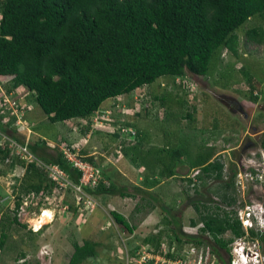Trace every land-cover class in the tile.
I'll return each instance as SVG.
<instances>
[{
    "label": "rangeland",
    "instance_id": "obj_1",
    "mask_svg": "<svg viewBox=\"0 0 264 264\" xmlns=\"http://www.w3.org/2000/svg\"><path fill=\"white\" fill-rule=\"evenodd\" d=\"M260 23L263 20L254 15L239 26L236 29L239 56H233L225 47L218 48L212 55L207 75L187 74L182 78L181 82H186L183 86L178 77H159L151 85L121 97L123 108L116 116L121 121H134L143 133L135 148H131L132 143H127L125 135L121 137L124 141H113L112 134L102 119L108 117L101 116L102 113H98L97 121L93 120L96 114L92 117L91 127L86 134L79 131L77 119L49 121L34 99L30 100L31 93L25 87L7 92L4 86L10 85V79L0 77V95L3 91L16 99L24 98V102L18 100L19 103L22 107H30L29 111L24 108L25 115L20 117L22 124L16 127L25 129L31 136V143L27 146L33 155L41 157L32 144L42 147L39 139L42 136L47 144H53L54 147L51 148H61L64 143H68L80 154L83 151L86 155L96 156V159L101 154V171L118 185L128 186L126 192L129 194L121 196L118 192H107L102 200V194L98 193L95 198L99 205L85 208L83 212H74L71 209H61L62 205L68 206L74 200L73 195L52 188L49 197L56 196L55 200H52L51 205H44L50 209L49 213L54 214V218L49 221L52 217L51 214H45L48 210L43 216L38 214L36 200L39 195L32 198V193L25 188L32 179L37 181L38 176L33 172L27 173L26 167L10 168V163L2 164L4 170L0 173V218L5 223L8 237L4 248L0 250V264H66L73 251V242L81 244L85 239L97 241L98 245L96 255L87 258L83 264H123L124 252L147 245L144 240L150 234H156L159 229L165 228L161 230V241L166 242L169 227L177 224L182 227L189 225L190 218H197L199 214L194 207L195 203L199 205L201 212L217 207L220 213L230 210L237 212L240 207L251 205L258 218V224L254 222L252 229L264 232V45L247 42L245 38V30ZM252 79V87L259 91L257 101H253L246 90L250 85L248 80ZM140 95L143 99L150 100L146 119L133 114L140 110L141 105L134 104L131 108L125 105L130 98H138L141 102ZM152 109L154 117H150ZM5 119L0 118V127L4 122L11 127L12 118ZM81 122L85 123L84 120ZM167 132L168 135H165ZM207 144L213 146L214 152L220 153H216V157L224 165L221 179L210 176L204 180L205 177L202 176L199 180L194 171L190 175L196 176L192 182L187 176L177 177L172 181L167 179L168 174L160 168V164L171 168L170 159L166 164L162 159L170 157L174 146H180L187 153L192 150L198 159L206 150L209 151ZM224 149L227 151L222 153L221 150ZM154 164V172L161 181L155 190L157 194L153 190L140 191L134 188L143 182L146 168L151 172ZM240 169L243 173L242 179L235 176ZM245 169L250 170L253 176ZM232 173L235 175L230 181ZM194 180L196 184H193ZM228 181L231 186L226 187L225 182ZM180 189L183 193L179 198L177 193H180ZM224 193L234 197L232 205L223 203L221 199ZM21 194L24 195L21 210L26 211L21 212L20 222H12L15 202L18 196L23 198ZM152 204L156 207L150 211L149 206ZM112 210L125 216L133 227L131 232L114 222L110 214ZM4 215L6 216L3 217ZM169 221L175 224H169ZM29 229L39 231L30 233ZM205 236V245L208 244L210 249L216 247L212 238ZM230 236V232L223 235L225 238ZM233 241L229 242L230 254ZM258 244L261 254L259 259L264 262V241L259 239ZM189 247L190 245H183L178 251L182 260L193 263L195 254L185 255L190 253ZM214 253L215 257L209 255L208 262H230L223 249L217 247Z\"/></svg>",
    "mask_w": 264,
    "mask_h": 264
},
{
    "label": "trees",
    "instance_id": "obj_2",
    "mask_svg": "<svg viewBox=\"0 0 264 264\" xmlns=\"http://www.w3.org/2000/svg\"><path fill=\"white\" fill-rule=\"evenodd\" d=\"M254 15L261 18L263 23L246 29L245 38L247 42L264 45V0H0V77L10 79V85L4 86L7 92L25 87L31 93L30 100L34 99L49 121L77 119L79 131L86 134L91 127L92 117L96 114L97 119L98 113H102L101 116L108 117L102 119L113 141H120L125 135L127 143H132L131 148H135L143 133L134 121H121L116 116L123 108L121 97L151 85L159 77H178L181 82L187 74L207 75L212 55L218 48L225 47L238 57L236 29ZM248 82L250 85L246 90L252 100L257 101L259 91L252 87L253 79ZM185 84L181 82L182 86ZM160 97L164 98L163 95ZM140 99L141 102L138 98H130L125 105L129 108L134 104L141 105L142 112L136 110L133 114L146 119L150 100L143 99L142 95ZM106 100H109L108 103L103 105ZM7 116L9 112H0V118L5 119ZM151 116L154 117L153 109ZM83 120L85 123L81 122ZM7 124H1L0 129L5 130ZM11 127L16 131V126ZM206 147L209 151L206 150L197 159L196 165H202L197 168V177L190 176L193 171L187 176L191 182L194 177L199 180L202 176L204 180L210 176L217 179L223 177L224 165L218 158L205 164L213 153V146L207 144ZM57 149L55 159L40 158L58 164L77 182L80 173ZM183 151L181 149L179 154ZM81 155L100 167L103 156L96 159V156L86 155L83 151ZM6 157H10L9 163L14 158L26 167L27 173L33 172L38 176L37 181L32 179L25 187L26 191L32 193V198L41 194L49 195L52 188L55 190L54 183L41 167L12 156L10 150L0 145V164L4 163ZM154 167L155 164L153 170ZM166 169L167 174L173 173L170 167ZM234 175H230V181ZM147 179L145 176L143 182ZM158 180L151 183L154 185ZM230 181L225 182L226 187L231 186ZM193 184H196V180ZM127 188L111 181L102 172L99 184L86 190L94 196L112 191L126 196L129 195ZM60 192L73 195L74 200L68 204L67 210L77 212L78 203L73 190L67 188ZM18 197L12 222H20L17 212L24 195L23 198ZM221 200L227 206L235 201L233 196L226 193ZM149 207H154V204ZM194 207L199 212L198 217L190 218L189 221L192 226L202 223L199 234L183 232L181 224L169 227L168 240L165 242L169 248L166 255L174 257L171 251L174 246L176 250L183 245L204 246L207 242L205 235H208L216 245L212 250L216 251L217 247L223 249L230 259L229 242L245 234L236 211L220 213L216 207L201 212L197 203ZM110 214L116 224L128 232L133 230L124 215L116 210ZM1 221L0 218V250L4 248L8 237L5 223ZM168 223L175 224L173 221ZM161 230L144 240L153 251L161 248L163 243ZM29 231L31 233L33 230ZM226 232H230V238L223 237ZM249 233L251 236L258 235L253 230ZM258 237L264 241V232ZM152 242L154 244H148ZM97 245V241L90 239H85L81 244L73 242V251L66 264H83L87 258L96 255ZM20 255L24 256V253L20 252ZM216 256L220 258L219 254ZM220 263L228 264L225 260Z\"/></svg>",
    "mask_w": 264,
    "mask_h": 264
},
{
    "label": "built area",
    "instance_id": "obj_3",
    "mask_svg": "<svg viewBox=\"0 0 264 264\" xmlns=\"http://www.w3.org/2000/svg\"><path fill=\"white\" fill-rule=\"evenodd\" d=\"M27 107L28 105L22 107L18 99H16L13 95L2 91L0 95V112H9V116L12 118L11 125L16 126L22 124L20 117L24 115V108ZM93 120L97 121L96 117ZM27 144H29L27 139L24 140V142H18L9 136L6 131L0 129V145L10 150V154L12 156H18L25 160L26 163L33 162L37 166L41 167L43 171L47 173V176L50 178V180L54 183L56 191L60 192L61 190L71 188L76 194L75 196L78 203V211L83 212L85 208L99 205L95 196L88 193L86 188H95L102 180V172L100 167L95 166L91 162L85 160L77 150H73L68 144L64 143V145L60 148L64 158L73 168L77 170V172L80 173L79 180L74 182L58 164L48 163L42 160L40 157L33 155L32 152L29 151ZM9 161L10 157H6L3 165L8 164ZM245 170L250 174V176H253V173L250 172V170ZM193 171L198 173L197 169ZM242 174V170L240 169L235 176L238 179H242ZM239 185H242V183ZM55 197L56 196H53L51 198L49 195H46L45 197L39 195L37 197L36 204L38 205L37 210L40 216H43L46 210H50L49 208L44 207V205H51V202L52 200H55ZM250 206L251 205L246 204L244 207H240L236 212L237 218L241 222L245 234L241 237L234 238V244L230 254V257L232 256V258L229 259L230 262H228V264H264V262H260L259 259L261 254L259 253L260 249L258 244V235L263 231L255 230L254 228L252 229L254 222L258 224V218L255 211ZM21 207L22 206L19 207L17 212L19 220L21 217V212L26 211L24 209L21 210ZM67 208L68 206L66 205L61 206L63 211L65 209L67 210ZM50 217L49 221L54 218V214L51 213ZM200 227H202L201 222L194 226L190 224L183 226L182 230L183 232L189 234H199ZM260 227L262 228L261 225ZM250 230H253L258 235H249ZM165 245V242H163L161 248L156 251H153V249L148 245L134 248L132 252L126 250L124 252L123 264H214L213 262H208L209 255H211L213 258L215 257L214 251L210 249L208 244L200 247L190 245L188 248L190 253L185 255L192 256L195 254L193 263L182 260V256L180 255L179 251L175 249V246L173 249H171L174 257H168L166 254L169 248ZM247 259L256 260L259 262H241V260L246 261Z\"/></svg>",
    "mask_w": 264,
    "mask_h": 264
},
{
    "label": "crops",
    "instance_id": "obj_4",
    "mask_svg": "<svg viewBox=\"0 0 264 264\" xmlns=\"http://www.w3.org/2000/svg\"><path fill=\"white\" fill-rule=\"evenodd\" d=\"M20 102H24V98H21V99H18ZM29 102V101H28ZM29 104V103H28ZM29 106L26 108L28 111H29ZM106 110V109H105ZM4 112H2L3 114ZM25 115V114H24ZM188 116V115H187ZM9 117V116H7ZM6 120V119H5ZM6 123V122H4ZM12 126V125H11ZM16 131L13 130V127H8V126H5V130L7 132V134L9 136H11L12 138H18V139H15V140H28L29 143H31V136L29 135V133L23 129V130H20L18 129L17 127L15 128ZM69 131V130H68ZM12 135H11V134ZM168 135V132L165 133ZM68 136V135H67ZM42 142V147H38L36 146L35 144H32L33 146H35V151L40 155V156H44L46 157L47 159L49 160H52V159H55L56 158V155L58 154V149L57 148H51V146L53 147V144H47L44 140V137L42 136L41 138H39ZM165 144H163V147H164ZM158 146H162V145H158ZM209 147V146H208ZM183 149L181 148L180 146H174L173 149H171L170 151V157H167V159H162L163 162L166 164L168 159L169 160V163L172 164L171 166V171L173 172L171 175H167V179L172 181L173 179L177 178V177H181V178H186V176H188L193 170L201 167L202 165H196L197 164V159H196V156H195V153L191 150L187 153V151H183L184 153L182 154H179L180 150ZM209 149V148H207ZM223 151H227V149H224V150H221V152L223 153ZM216 153H218V151L212 153V155L209 157V159L205 162V164L209 161H212L213 159H215L216 157ZM168 154V153H167ZM220 154V153H218ZM90 155V154H88ZM98 156H102L101 154H98ZM167 156V155H166ZM194 158V159H191L190 158ZM218 158L219 160V157H216ZM13 160L10 162L9 164V167L10 168H13V167H18L20 166L21 168L22 165H19L21 163L18 162V160L12 158ZM148 159V158H147ZM190 160V161H189ZM220 161V160H219ZM162 163V162H161ZM2 164H0V167H1V170H0V173H3V170H4V167L1 166ZM161 165V169L163 171H166L167 172V169L165 168V166L163 164H160ZM136 166V165H134ZM145 166H146V163H145ZM151 166V165H150ZM149 166V167H150ZM144 169V168H143ZM161 171V172H163ZM148 168H146V171H145V176H147V179L145 182H142L141 184H139L138 186H135V187H139V188H145L146 190L148 191H152L155 193V190L156 188H158L159 184H160V180H158V182L156 184H152L151 181L155 180V179H158L157 177V173L154 172V170H152L151 172H148ZM106 177L108 176L107 174H105ZM180 193H177L179 194V198L181 196V193H183V190L180 189L179 190ZM105 194L107 193H104L101 195V199L103 200L104 197H105ZM157 194V193H155ZM161 195V194H160ZM159 197V195H158ZM157 198V200H159V198ZM161 199V198H160ZM105 202V200H104ZM156 207V205H154V207H151L150 208V211L153 210L154 208ZM117 211V210H116ZM119 212V211H118ZM121 213V212H119ZM122 214V213H121ZM123 215V214H122Z\"/></svg>",
    "mask_w": 264,
    "mask_h": 264
},
{
    "label": "clouds",
    "instance_id": "obj_5",
    "mask_svg": "<svg viewBox=\"0 0 264 264\" xmlns=\"http://www.w3.org/2000/svg\"><path fill=\"white\" fill-rule=\"evenodd\" d=\"M54 147V146H53ZM59 148V147H58ZM60 149V148H59ZM61 150V149H60ZM263 228V226H262ZM241 262H259V261H256V260H251V259H247L246 261L245 260H241Z\"/></svg>",
    "mask_w": 264,
    "mask_h": 264
},
{
    "label": "bare ground",
    "instance_id": "obj_6",
    "mask_svg": "<svg viewBox=\"0 0 264 264\" xmlns=\"http://www.w3.org/2000/svg\"><path fill=\"white\" fill-rule=\"evenodd\" d=\"M45 214H46L47 216H49V214H51V212L49 213V210H48V211L45 212Z\"/></svg>",
    "mask_w": 264,
    "mask_h": 264
}]
</instances>
